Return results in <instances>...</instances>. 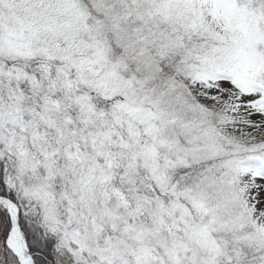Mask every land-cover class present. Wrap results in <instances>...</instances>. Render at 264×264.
<instances>
[{
    "label": "snow or ice",
    "instance_id": "1",
    "mask_svg": "<svg viewBox=\"0 0 264 264\" xmlns=\"http://www.w3.org/2000/svg\"><path fill=\"white\" fill-rule=\"evenodd\" d=\"M0 264H264V0H0Z\"/></svg>",
    "mask_w": 264,
    "mask_h": 264
}]
</instances>
